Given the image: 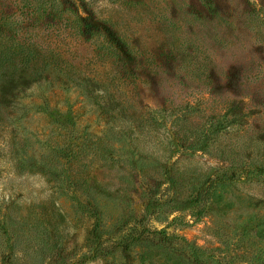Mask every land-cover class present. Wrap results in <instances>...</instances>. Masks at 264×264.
<instances>
[{"label":"rangeland","instance_id":"obj_1","mask_svg":"<svg viewBox=\"0 0 264 264\" xmlns=\"http://www.w3.org/2000/svg\"><path fill=\"white\" fill-rule=\"evenodd\" d=\"M0 61V264H264V0H0Z\"/></svg>","mask_w":264,"mask_h":264},{"label":"trees","instance_id":"obj_2","mask_svg":"<svg viewBox=\"0 0 264 264\" xmlns=\"http://www.w3.org/2000/svg\"><path fill=\"white\" fill-rule=\"evenodd\" d=\"M6 63V61H0V95L2 96V99L7 102L11 103L13 99L17 98V94L19 91H21L24 88H28L32 83L35 82V79L28 78L27 69L23 68L22 70L18 71V66L12 65L9 67V70H6V74L1 72L2 66ZM23 67V66H22ZM20 67V68H22ZM24 72V73H23ZM4 103V104H7ZM195 202V200H194ZM148 210V207L146 211ZM142 223L140 221L139 225ZM98 230H94L93 236L95 238L98 237ZM129 236V235H127ZM124 237H122L123 241Z\"/></svg>","mask_w":264,"mask_h":264}]
</instances>
